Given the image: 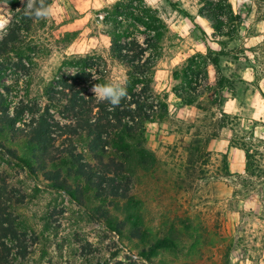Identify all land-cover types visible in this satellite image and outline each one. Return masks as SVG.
Listing matches in <instances>:
<instances>
[{
	"label": "rangeland",
	"instance_id": "1",
	"mask_svg": "<svg viewBox=\"0 0 264 264\" xmlns=\"http://www.w3.org/2000/svg\"><path fill=\"white\" fill-rule=\"evenodd\" d=\"M116 1H51L53 16L32 24L25 69L13 68L14 54L0 58V92L7 88L11 114L21 100L42 109L46 85L71 56L99 55L110 81L126 79V67L109 58L101 21ZM144 1L169 28L154 77L168 113L145 128L154 168L121 174L125 199L81 186L82 206L47 189L41 172L30 177L0 148V264H264V0H214L241 18L224 21L222 36L198 15V0ZM11 14L0 3V16L9 21ZM197 54L219 67L206 60L205 93L186 105L172 88ZM49 114L64 123L58 112ZM2 126L0 146L30 159L23 138Z\"/></svg>",
	"mask_w": 264,
	"mask_h": 264
},
{
	"label": "trees",
	"instance_id": "2",
	"mask_svg": "<svg viewBox=\"0 0 264 264\" xmlns=\"http://www.w3.org/2000/svg\"><path fill=\"white\" fill-rule=\"evenodd\" d=\"M51 1L46 0L48 4ZM0 3H6L12 13L6 30L0 35V58L14 54L13 68L25 69L23 59H27L25 51L32 48L27 44L31 41L32 24L36 19L24 14L22 0H0ZM198 3V15L220 36L224 21L241 20L239 15L233 14L228 3L222 5L214 0H198ZM101 21L108 28L110 60L127 69L128 95L114 110L106 101L98 102L91 91L96 83L110 82L108 63L96 54L71 56L62 61L59 71L63 74L46 85L47 104L42 109L21 100L11 114L7 108V88L6 92H0V124L7 126L10 134L23 138L31 158L20 157L2 146L1 150L30 177L37 179V171L41 172L48 181L47 189L64 192L82 206V195L78 194L81 186L93 188L99 196L125 199L127 189L118 180L121 174L154 168L155 156L145 146L146 124L161 121L168 113L166 94L154 88L161 42L169 32L157 10L144 0H118L103 10ZM65 38L67 41L74 39L69 34ZM194 59L203 64H196ZM206 60L218 71L216 58L197 54L186 60L188 66L181 77L175 78L180 79L181 84L174 86L172 93L183 104L190 105L205 93L204 87L208 84ZM51 110L58 112L64 123L52 119ZM24 114L31 115L28 121L24 120ZM2 125L0 132L5 131ZM58 139H62L61 147L53 152L51 149ZM77 141L85 152L76 153L77 146L73 143ZM59 155L66 157L59 158ZM87 156L95 162L93 166L86 161ZM57 161L60 163L56 164ZM69 181L73 184L69 185Z\"/></svg>",
	"mask_w": 264,
	"mask_h": 264
},
{
	"label": "clouds",
	"instance_id": "3",
	"mask_svg": "<svg viewBox=\"0 0 264 264\" xmlns=\"http://www.w3.org/2000/svg\"><path fill=\"white\" fill-rule=\"evenodd\" d=\"M22 3H24V14L30 18H35L37 21L51 18L55 11L46 0H22ZM7 23L8 20L0 16V32L6 30ZM91 91L98 102L106 101L112 110L118 107L121 100L128 95L126 81L123 79L104 84L96 83L92 86Z\"/></svg>",
	"mask_w": 264,
	"mask_h": 264
}]
</instances>
